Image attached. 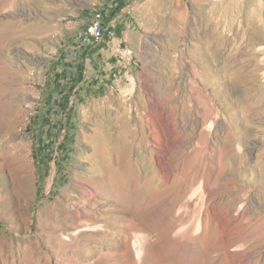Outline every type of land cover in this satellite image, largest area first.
<instances>
[{"label": "rangeland", "instance_id": "374dc122", "mask_svg": "<svg viewBox=\"0 0 264 264\" xmlns=\"http://www.w3.org/2000/svg\"><path fill=\"white\" fill-rule=\"evenodd\" d=\"M0 264H264V0H0Z\"/></svg>", "mask_w": 264, "mask_h": 264}, {"label": "built area", "instance_id": "2783aa9c", "mask_svg": "<svg viewBox=\"0 0 264 264\" xmlns=\"http://www.w3.org/2000/svg\"><path fill=\"white\" fill-rule=\"evenodd\" d=\"M106 31L107 28L105 24V17L101 12L96 11L92 21L83 32V39L88 45L99 43L103 40ZM131 53V51L124 50L120 52V55L121 58H125L130 56ZM27 108L31 110V107L29 105L27 106Z\"/></svg>", "mask_w": 264, "mask_h": 264}, {"label": "bare ground", "instance_id": "6f19581e", "mask_svg": "<svg viewBox=\"0 0 264 264\" xmlns=\"http://www.w3.org/2000/svg\"><path fill=\"white\" fill-rule=\"evenodd\" d=\"M125 127L128 128V124L125 123ZM101 132V131H100ZM97 138L99 139V146L101 148V150L103 152H107L109 149H108V143H109V136L108 134H106L105 132L102 131V133H100Z\"/></svg>", "mask_w": 264, "mask_h": 264}, {"label": "crops", "instance_id": "0c3cea01", "mask_svg": "<svg viewBox=\"0 0 264 264\" xmlns=\"http://www.w3.org/2000/svg\"><path fill=\"white\" fill-rule=\"evenodd\" d=\"M106 24V23H105Z\"/></svg>", "mask_w": 264, "mask_h": 264}]
</instances>
